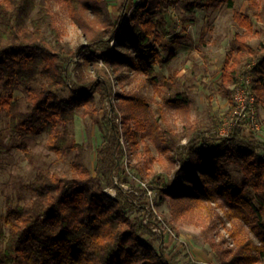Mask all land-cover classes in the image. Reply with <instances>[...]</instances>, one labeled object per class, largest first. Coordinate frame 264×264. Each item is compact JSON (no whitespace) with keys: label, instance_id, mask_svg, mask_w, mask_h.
I'll list each match as a JSON object with an SVG mask.
<instances>
[{"label":"trees","instance_id":"1","mask_svg":"<svg viewBox=\"0 0 264 264\" xmlns=\"http://www.w3.org/2000/svg\"><path fill=\"white\" fill-rule=\"evenodd\" d=\"M61 1L86 38L75 51L65 49L45 0H0V111L10 130L11 146L24 150L34 164L24 138L46 133L48 148L71 158L72 169L68 173L36 166L28 183L29 199L15 203L7 198L3 217L7 233L0 228L4 239L0 264H181L178 253L169 256L163 237L151 227L155 213L146 189L122 186L130 183L122 163L128 149L137 146L140 131L154 144L159 159H167L173 169L174 177L169 180L161 172L146 174L148 185L161 200L170 199L173 218L200 212L197 222L203 223L207 242L222 250V264H255L264 259V141L247 137L242 120L222 135L187 124L179 131L165 114L166 107L189 109L184 93L166 94L175 88V76L159 77L155 70V65L168 66L175 55L171 51L164 58L155 41L163 44L169 8L179 0H123L116 19L107 0ZM186 2L190 12L197 7L233 8V17L243 28L235 34L219 80L230 104L226 114L230 117L236 106L234 87L248 73L253 77L255 104L264 105V27L257 28L254 20H264V0H249L251 13L237 10L235 0ZM194 21V17L183 18L185 25ZM44 24L50 26L53 41ZM259 34L263 35L259 46L249 42ZM85 61L110 69L117 79L123 77L122 67L147 76L162 96L160 119L147 126L143 118L148 115L147 101L115 90L110 80L98 79L100 74L75 81L69 64L73 62L79 71ZM65 89L70 92L68 97L62 94ZM17 90L24 93V102L15 97ZM80 110L103 133L94 171L85 161L84 145L71 131ZM130 119H135V128L128 123ZM138 170L145 178L143 169ZM106 187L116 194H109ZM147 211L151 212L149 222L143 216ZM217 222L225 226L233 246L223 248L226 239L218 241L211 234ZM187 264L196 263L189 259Z\"/></svg>","mask_w":264,"mask_h":264},{"label":"rangeland","instance_id":"2","mask_svg":"<svg viewBox=\"0 0 264 264\" xmlns=\"http://www.w3.org/2000/svg\"><path fill=\"white\" fill-rule=\"evenodd\" d=\"M45 1L53 15V24L62 33L65 49L77 50L86 38L81 29L69 17L65 4L61 0ZM107 1L112 16L116 19L118 8L123 0ZM235 8L251 13L249 0H235ZM233 13V8L226 5H222L216 10L197 7L194 12H190L186 0H179L170 6L167 15L168 34L163 38V44L158 41H155V44L160 48L164 58L168 57L171 51H174L175 55L168 66L162 68L155 65V70L159 77L175 76L176 86L173 89H167L166 94L167 96H176L178 93H184L188 97L189 109L166 107L165 114L169 124L179 131H182L187 124L197 125L203 131L215 130L222 135H227L231 126L242 120L245 121L244 130L247 137L264 141V105L256 106V102L251 98L255 95L251 88L252 74L242 75L239 86L234 87L233 90L235 103L237 95L245 96L247 94V108L239 109V112L236 113L235 106L230 117L226 114L230 105L229 100L219 87L221 70L229 55L235 34L243 31V28L235 21ZM187 17H194L195 21L185 25L183 18ZM254 20L257 28L264 27V20H257L256 17ZM44 31L48 39L53 41L49 25L44 24ZM176 37L181 40L174 42ZM262 40L263 35L260 34L249 38V42L255 46H259ZM113 44L116 43L113 42ZM69 69L75 81L79 78L84 80L95 78L100 74L101 77L98 76V79L110 80L115 90L146 100L148 115L145 116L140 112L137 115L138 117L143 115L147 126L159 118L158 107L163 104L162 96L156 92L147 76L122 67L120 71L123 77L117 79V74L110 69L97 67L86 61L83 62L79 71L74 69L73 62L69 64ZM62 94L68 97L70 92L65 89ZM14 95L16 98L24 100L22 91L17 90ZM100 97L99 92L95 93L98 103ZM97 102L96 106L99 107ZM115 102L118 104L119 100H115ZM113 104L114 102L109 106L111 107ZM103 113L104 110L101 114ZM120 118L118 121L122 122ZM128 123L135 128V119H130ZM0 131H2L0 134V228L7 233V226L3 222L7 211V198L12 197L15 203H23L29 199L28 183L36 172V166H46L53 171L68 173H71L72 169L71 158L58 156L48 148L46 133L24 138L33 154L34 164H32L24 150L11 146L13 140L10 138V130L6 129V118L1 111ZM71 131L75 140L84 145L85 161L94 171L96 150L103 141V133L99 124L90 115L84 114L83 110H80L71 123ZM142 134L143 132L140 131L137 135L138 143L135 148L128 147L127 156L122 163L127 174L126 177L130 181V183L122 184L123 188L129 189L132 185L146 189V199L149 201L150 209H153L155 213V216H152L155 224L152 223L151 227L163 237V241L168 247L169 256L178 253L177 260L181 264H187L189 259H192L196 264H222V250L219 251L207 242L206 231L202 228L203 223L197 222L200 212H192L188 216L174 219L170 199L167 197L165 200H161L158 192L148 185L150 176L146 174L150 171L164 173L167 180L173 178L174 175L168 160L164 158L161 161L154 144L147 138H143ZM20 141L21 138L18 143ZM121 142L127 144L123 138H121ZM130 164H136L137 167L132 169ZM139 167L143 169L145 178L139 172ZM234 173L237 176L241 175L237 169L234 170ZM105 189L111 195L116 194L115 189L111 187ZM220 213L222 214V212ZM143 216L144 221L149 222L151 212H143ZM205 223L206 225L210 224L209 220H206ZM218 224L216 226L212 224L211 234H214L218 241L226 239L223 248L233 246V239L229 236L225 226H222L221 223ZM226 225L230 226V223L226 221ZM3 245L4 239L0 236V249ZM225 257L228 259L230 254ZM255 264H264V259Z\"/></svg>","mask_w":264,"mask_h":264},{"label":"built area","instance_id":"3","mask_svg":"<svg viewBox=\"0 0 264 264\" xmlns=\"http://www.w3.org/2000/svg\"><path fill=\"white\" fill-rule=\"evenodd\" d=\"M247 98H248V96H247V94L245 95V96H243V95H237L236 96V103H237V105H236V109H235V111H236V113L237 112H239V109H246L247 108ZM252 98V100H254L255 101V97H251Z\"/></svg>","mask_w":264,"mask_h":264}]
</instances>
